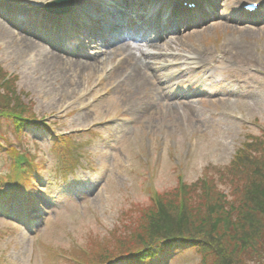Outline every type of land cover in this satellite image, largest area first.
I'll return each mask as SVG.
<instances>
[{"label": "rangeland", "instance_id": "1", "mask_svg": "<svg viewBox=\"0 0 264 264\" xmlns=\"http://www.w3.org/2000/svg\"><path fill=\"white\" fill-rule=\"evenodd\" d=\"M48 1L0 0V5L12 15H40L45 20L35 24H45L43 5ZM242 1L247 0L224 2L235 9ZM8 19L0 10L1 68L15 76L16 92L32 105L37 118L54 114L56 132L82 130L73 136L72 152L75 157L83 154L84 171L75 172L71 185L59 186L62 162L50 151L51 137L40 131L25 133L23 144L32 158L46 163L43 191L51 195L53 205L46 212L36 210L39 221L34 229L20 208L13 210L23 218L16 228L0 220V264H60L47 258L48 247L87 243L93 234L110 239L107 234L113 228L121 235L122 210L146 204L154 190L175 186L177 173L188 183L208 166L228 164L246 134L257 135V128H264V24L236 27L220 20L159 40L152 49L141 50L143 54L134 45L130 49L141 57L140 64L148 63L141 68L118 53L120 46L99 53L77 41L81 48L65 55L35 38L51 40L52 34L27 33ZM64 26L72 24L66 19ZM145 47L146 42L139 48ZM118 56L124 59L120 66L106 73ZM110 84L115 86L106 91ZM121 126L117 137L113 129ZM5 164L0 159V175L8 171ZM34 194L39 198L37 190ZM166 257L163 252L159 260ZM198 259L189 250L174 254L170 264Z\"/></svg>", "mask_w": 264, "mask_h": 264}, {"label": "trees", "instance_id": "2", "mask_svg": "<svg viewBox=\"0 0 264 264\" xmlns=\"http://www.w3.org/2000/svg\"><path fill=\"white\" fill-rule=\"evenodd\" d=\"M4 74L0 67V130L9 132L0 131L6 147L0 155L8 159L21 149L17 145L22 143V132L41 128L26 123L24 115H33L32 105L16 92L14 77L1 83ZM58 139L63 147L56 148L58 142L53 139L52 152L67 169L66 163L74 161L71 140ZM45 165L36 158L27 173L33 182L29 185L31 206L32 190L44 183ZM203 170L196 179L181 184L177 173L175 186L154 190L146 204L122 210L118 220L125 230L121 235L113 228L107 234L110 239L89 235L80 248L71 242L65 248L48 247L47 258L60 264H154L163 249H172L177 253L193 250L199 258L193 264H264V130L246 134L228 164ZM7 201L0 197L3 214L8 213ZM59 252L68 259L58 257Z\"/></svg>", "mask_w": 264, "mask_h": 264}, {"label": "bare ground", "instance_id": "3", "mask_svg": "<svg viewBox=\"0 0 264 264\" xmlns=\"http://www.w3.org/2000/svg\"><path fill=\"white\" fill-rule=\"evenodd\" d=\"M44 17L45 18H49V16L48 15H46V14H44ZM140 38H142L141 40H140V42H143V41H145V36H144V34H141V36H140ZM22 41V40H21ZM27 41V39H25V40H23L22 42H20V44L21 43H24V42H26ZM151 44V43H150ZM154 47V46H153ZM152 47V48H153ZM120 50L121 51H118V53H121V54H125V56H124V59H130L129 61L130 62H132L135 66H137V67H141V68H144V67H146V66H148V63H143V64H140L141 62L138 60V57H140V56H136L133 52H131V49H130V47L129 46H122L121 48H120ZM137 50H138V48H137ZM140 54H142V53H140ZM141 58V57H140ZM86 66H88V65H86ZM85 66V67H86ZM93 67H95V65H93ZM139 77V76H138ZM144 77H146V76H144ZM140 79V78H139ZM192 110V109H191Z\"/></svg>", "mask_w": 264, "mask_h": 264}, {"label": "water", "instance_id": "4", "mask_svg": "<svg viewBox=\"0 0 264 264\" xmlns=\"http://www.w3.org/2000/svg\"><path fill=\"white\" fill-rule=\"evenodd\" d=\"M72 6V1L71 0H55L52 2H49L45 5V8L48 10H53L56 12H60V10L62 9L61 12H67L69 11V9Z\"/></svg>", "mask_w": 264, "mask_h": 264}]
</instances>
